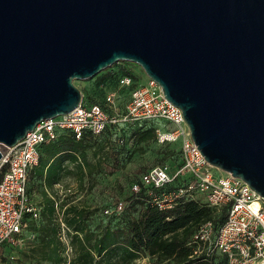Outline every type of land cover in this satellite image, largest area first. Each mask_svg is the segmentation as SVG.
<instances>
[{
	"label": "water",
	"instance_id": "obj_1",
	"mask_svg": "<svg viewBox=\"0 0 264 264\" xmlns=\"http://www.w3.org/2000/svg\"><path fill=\"white\" fill-rule=\"evenodd\" d=\"M119 61L264 200V0H0V147L73 110L74 80Z\"/></svg>",
	"mask_w": 264,
	"mask_h": 264
},
{
	"label": "built area",
	"instance_id": "obj_2",
	"mask_svg": "<svg viewBox=\"0 0 264 264\" xmlns=\"http://www.w3.org/2000/svg\"><path fill=\"white\" fill-rule=\"evenodd\" d=\"M129 64L134 63L119 61L109 67L122 66L127 72L120 73L115 86L105 89L100 101L87 103L82 95L70 112L41 120L16 144L0 147V245H16L19 234L28 227L26 215L33 219L38 215V208L28 199L26 183L29 171L38 163L41 144L53 141L60 132L80 139L86 132L100 133L110 123L153 119L167 123V127L155 129L156 137L160 143L177 142L181 164L174 171L166 164L150 167L132 183L131 191L145 187L160 209L171 208L182 196L211 207H226V216L217 229L208 221L192 236V241L202 247L196 252H219L226 264H264L263 198L239 177L208 163L194 143L181 110L165 99L154 80L135 74ZM177 177L184 178V185L165 190ZM123 207L124 201L119 200L114 210L119 212Z\"/></svg>",
	"mask_w": 264,
	"mask_h": 264
},
{
	"label": "rangeland",
	"instance_id": "obj_3",
	"mask_svg": "<svg viewBox=\"0 0 264 264\" xmlns=\"http://www.w3.org/2000/svg\"><path fill=\"white\" fill-rule=\"evenodd\" d=\"M129 65L132 72L146 77L140 66ZM96 76L74 80L80 92L93 100ZM116 130L122 133L121 136L104 133L81 142L77 160L65 162L66 173L56 183L48 185L45 172L42 178H35V175L30 178L33 198L41 204L44 214L35 225V231L23 232L18 237L15 248L0 245V264H76L80 246L92 245L108 227L102 218V207L112 212L115 201H124L129 183L139 172L154 165L167 163L174 167L179 163L177 142L160 143L147 123L121 121ZM213 171L219 174L218 169ZM51 203L50 215L48 207ZM105 262L106 258H103L102 264ZM132 264L173 262H160L141 254Z\"/></svg>",
	"mask_w": 264,
	"mask_h": 264
},
{
	"label": "trees",
	"instance_id": "obj_4",
	"mask_svg": "<svg viewBox=\"0 0 264 264\" xmlns=\"http://www.w3.org/2000/svg\"><path fill=\"white\" fill-rule=\"evenodd\" d=\"M122 72H127L122 66L112 67L100 72L94 80L95 99H89L82 93L83 101L87 103L100 101L105 89L115 86L117 78ZM141 122L152 126L154 132L158 127H167V123L160 120L150 119ZM118 123L106 125L98 134L86 132L80 139H75L69 132H60L53 141L41 144L38 163L29 171L26 183L28 199L38 208L39 212L34 219L30 215H26L28 227L19 236L23 232L35 231V225L40 220L41 215L44 214L41 204L33 198L29 186L30 178L33 175H35V178H42L45 172L47 184L56 183L66 173L65 162H75L77 160V151L81 142L95 139L96 136L104 133H114L121 136L122 133L116 130ZM177 149L180 157L178 145ZM180 164L181 157L176 166L171 167L168 165V167L170 171H174ZM145 171L139 172L129 183L128 194L123 198L124 207L121 211L117 212L113 209L112 212L105 213L104 211L107 208H101L104 224L108 227H105L106 230L95 239L92 245L88 243V245L80 246L75 263L102 264L103 258H106L104 264H118L119 262L132 264L134 259L141 254H147L157 261H172L173 264H196L199 262L226 264L225 257L219 252L214 251L209 254H206L204 250L196 252L197 249H202V247H198V243L192 241V236L200 225L205 222L211 221L214 228L217 229L226 216V207H211L201 200L182 196L175 201L171 208L160 209L153 202L152 195L146 193L145 187H141L138 192L131 191L132 183L138 181L140 174ZM183 185L184 178L177 177L168 183L164 189L175 190ZM154 193H157V191H154ZM48 210H50L51 215L52 203ZM2 245L15 248L13 244L7 242ZM112 257H115L114 261L111 260Z\"/></svg>",
	"mask_w": 264,
	"mask_h": 264
},
{
	"label": "bare ground",
	"instance_id": "obj_5",
	"mask_svg": "<svg viewBox=\"0 0 264 264\" xmlns=\"http://www.w3.org/2000/svg\"><path fill=\"white\" fill-rule=\"evenodd\" d=\"M255 205L257 206V203Z\"/></svg>",
	"mask_w": 264,
	"mask_h": 264
}]
</instances>
